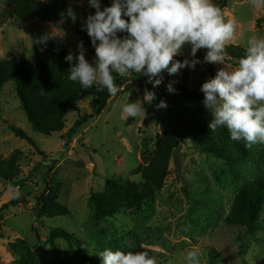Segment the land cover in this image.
<instances>
[{"label": "rangeland", "instance_id": "obj_1", "mask_svg": "<svg viewBox=\"0 0 264 264\" xmlns=\"http://www.w3.org/2000/svg\"><path fill=\"white\" fill-rule=\"evenodd\" d=\"M101 6L108 5L101 1ZM69 8L76 14L75 22L67 17ZM221 10L225 19L235 24V35L228 44L245 47L249 38L264 36V5H256L253 0H227ZM94 11L88 0H68L59 19L21 24L10 17L5 0H0V58L14 55L29 58L34 52H40L55 66L58 56L50 44L56 41L67 54L71 51L75 55L81 41L75 25H83L87 15ZM84 48L85 58L92 63L94 56ZM189 52L190 47L186 45L183 56L175 59L190 58ZM206 52L207 49H200L197 57L201 63L195 70L189 69V86L198 91L210 79L205 71L207 65L227 71L238 66L226 60L223 65L207 63ZM181 73L182 70L176 75L164 72L162 83L177 82ZM120 80L117 84L120 91L115 97L109 95L100 114L72 129L77 113L70 109L62 131L51 135L31 127L12 82L1 87L0 156L8 158L14 149L21 150L22 155L18 161L21 173L12 180L11 186L5 189L0 179V264H17L8 243L18 237L32 246L40 264H101L96 253L105 247L125 251L136 244L150 249L159 264H186V254L191 250H199L201 264H211L212 249L225 264H264V209L261 228L247 239L241 237L243 230L223 222L224 209L234 188L257 173L258 156L217 182L214 174L224 165L198 150L190 139L174 151L165 183L148 204L138 212L121 210L97 227L92 225L89 194L101 190L106 178L140 180L137 168L145 163L141 156L142 143L149 141L153 150L162 126L170 119L165 110L156 107L155 100L151 105L145 104V112L138 117L125 119L122 106L142 100L150 83L140 74H130ZM92 101L87 97L79 102L81 113L90 111ZM10 124L26 131L35 141V147L15 136L8 127ZM262 145L256 144L253 148ZM45 179L50 185L59 184L58 201L69 209L68 214L36 219V201L48 188H45ZM207 185L210 195L220 197V202L214 204L215 213L198 204ZM16 190L21 193L18 198L13 195ZM54 227L78 237L80 246L68 245L63 239H57L56 245L51 246L47 236Z\"/></svg>", "mask_w": 264, "mask_h": 264}, {"label": "trees", "instance_id": "obj_2", "mask_svg": "<svg viewBox=\"0 0 264 264\" xmlns=\"http://www.w3.org/2000/svg\"><path fill=\"white\" fill-rule=\"evenodd\" d=\"M67 1L5 0V8L10 17L23 24L59 19L67 7ZM101 1L108 6L111 5L110 0ZM213 2L220 9L227 4V0H213ZM75 31L95 58V49L86 31L82 30V25H75ZM119 35L123 37L127 33H119ZM50 46L58 56L55 66L48 63L40 52H34L29 58L19 55L0 58V89L8 82L14 84L17 97L31 127L45 135L62 131L67 111L70 109L77 113L72 129L80 127L102 112L110 95L106 89L98 91V85L85 90L78 82L70 81L68 70L71 65L64 59L67 55L66 49L56 41ZM245 50L246 48L241 45L229 43L225 49V60L236 65L244 56ZM205 71L211 79L218 69L209 64ZM132 74L138 75V73ZM113 75L116 77L115 83H121L120 76L116 73ZM166 85L161 83L155 88L151 84L147 86L155 93L157 104L161 100L166 102V108L158 109L165 110L170 119L162 126L153 150H150L149 141L142 143L141 156L145 163L137 168L140 180L106 178L101 190L91 192L88 206L92 225L97 227L102 221L121 210L138 212L148 204L165 183L174 151L181 143L190 139L198 150L210 154L224 165L214 174L217 182H221L226 173L234 174L236 168L246 164L255 155L258 156L257 173L249 181L234 188L223 213V222L228 227L243 230L241 237L244 239L253 237L261 228L260 217L264 209V144L257 149L247 148L243 141H232L226 128H221L215 133L208 129V121L212 116L202 104L203 93L189 86V68L182 69L179 80L173 84L175 93H169ZM87 97L93 99L91 109L87 113H81L79 102ZM8 127L15 136L35 145L33 138L22 128L13 124ZM21 155V150L14 149L8 158L0 156V179L5 189L9 188L12 180L21 173L18 164ZM44 184L45 188H48L36 201L34 207L36 219L68 214L69 209L58 201L59 184L50 185L46 179ZM208 187L210 186H204L205 194L198 204L215 213L217 208L214 204L220 202V197L210 195L212 192ZM57 239H63L68 245L80 246V240L72 233L60 227L51 228L47 236L48 243L55 246ZM8 245L17 257V264H40L26 239L18 237L9 241ZM129 251H147L152 256L150 249L139 244L124 252ZM209 261L211 264H225L224 259L214 249L209 253Z\"/></svg>", "mask_w": 264, "mask_h": 264}, {"label": "clouds", "instance_id": "obj_3", "mask_svg": "<svg viewBox=\"0 0 264 264\" xmlns=\"http://www.w3.org/2000/svg\"><path fill=\"white\" fill-rule=\"evenodd\" d=\"M253 3L264 5V0ZM88 5L95 11L87 15L82 30L90 37L95 59L90 63L85 58L80 41L76 54L70 51L64 57L71 65L68 79L85 90L98 85V91L106 89L113 97L120 91L113 73L120 77L138 73L155 88L162 83L164 72L176 75L185 68L195 70L201 63L197 52L202 48L207 49L205 62L223 65L226 46L235 35L234 22L225 19L213 0H112L103 8L101 0H88ZM67 17L73 22L77 19L71 8ZM186 45L190 58L175 59L183 56ZM245 47L234 70H218L202 83L200 91L202 104L212 116L208 129L215 133L226 128L232 141H243L251 148L264 144V36L249 38ZM173 84L166 85L169 93L176 92ZM155 99V93L145 89L142 100L122 106L125 119L138 117L145 112L144 105ZM156 107L166 108L167 104L161 100ZM13 195L18 198L21 193L16 190ZM96 254L101 264H159L147 251L105 247ZM200 257L199 250L188 251L186 264H201Z\"/></svg>", "mask_w": 264, "mask_h": 264}]
</instances>
